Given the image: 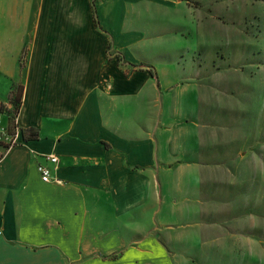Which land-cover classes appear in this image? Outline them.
<instances>
[{"label":"crops","instance_id":"0c3cea01","mask_svg":"<svg viewBox=\"0 0 264 264\" xmlns=\"http://www.w3.org/2000/svg\"><path fill=\"white\" fill-rule=\"evenodd\" d=\"M157 1L96 0L102 30L92 0H0V124L23 85L0 143V264H253L247 206L204 154L200 65L163 78L143 37L142 13L172 6Z\"/></svg>","mask_w":264,"mask_h":264},{"label":"rangeland","instance_id":"374dc122","mask_svg":"<svg viewBox=\"0 0 264 264\" xmlns=\"http://www.w3.org/2000/svg\"><path fill=\"white\" fill-rule=\"evenodd\" d=\"M170 1L160 7L164 18L142 13L149 14L143 37L163 78L171 59L200 65L204 154L219 161L222 198L230 192L237 207L247 206V228L261 240L252 246L253 264H264V0ZM156 23L163 27L151 34Z\"/></svg>","mask_w":264,"mask_h":264},{"label":"trees","instance_id":"16d2710c","mask_svg":"<svg viewBox=\"0 0 264 264\" xmlns=\"http://www.w3.org/2000/svg\"><path fill=\"white\" fill-rule=\"evenodd\" d=\"M92 9H93V15H94V22L95 25L97 27H99L100 29L104 30V28L102 27V25L100 24V20L98 18V14L96 11V0H92ZM111 48H112V42L111 40L109 41L108 44V54L111 55ZM116 56L118 57V59L122 62L125 63L124 57L122 54H116ZM137 66V65H136ZM140 66H143L142 64ZM151 72L153 74L154 77H157V73L155 71L154 68H151ZM159 86V84H158ZM10 103H12L14 105V110L13 113L14 115L11 116V118L9 119V125H8V129L11 133L15 134L16 128H17V124L15 122V118L18 115L21 105H22V99H23V85L20 84L16 89L12 90L10 92ZM23 130V136L25 140H29V139H37L40 136V132L37 128L35 127H30V128H25L22 129Z\"/></svg>","mask_w":264,"mask_h":264},{"label":"built area","instance_id":"2783aa9c","mask_svg":"<svg viewBox=\"0 0 264 264\" xmlns=\"http://www.w3.org/2000/svg\"><path fill=\"white\" fill-rule=\"evenodd\" d=\"M17 129V128H16ZM16 133V131H15ZM14 133H11L8 129L7 126H4L2 124H0V143H13L15 138H14ZM47 160L51 161V162H58V156L57 155H46L45 156ZM38 169L42 175V179L44 181H48L50 179V175H51V171L50 168L45 165L44 163H40L38 166Z\"/></svg>","mask_w":264,"mask_h":264}]
</instances>
